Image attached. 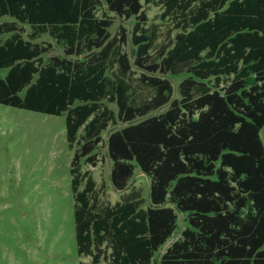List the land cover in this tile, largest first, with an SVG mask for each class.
<instances>
[{
  "label": "trees",
  "instance_id": "obj_1",
  "mask_svg": "<svg viewBox=\"0 0 264 264\" xmlns=\"http://www.w3.org/2000/svg\"><path fill=\"white\" fill-rule=\"evenodd\" d=\"M145 5L163 9L173 39L159 42ZM103 6L134 22L131 55ZM44 36L64 55L46 61ZM169 75H185L179 98ZM0 105L65 116L88 264H155L179 214L188 225L161 264H264V0H0ZM119 121L106 147L124 194L111 205L83 167L98 165ZM138 170L149 201L131 186Z\"/></svg>",
  "mask_w": 264,
  "mask_h": 264
},
{
  "label": "rangeland",
  "instance_id": "obj_2",
  "mask_svg": "<svg viewBox=\"0 0 264 264\" xmlns=\"http://www.w3.org/2000/svg\"><path fill=\"white\" fill-rule=\"evenodd\" d=\"M145 8L151 23L160 25L162 36L159 42L164 44L173 39L177 31L168 32V23L160 18L163 9L155 5H145ZM98 15L114 18L110 29L113 36L119 34L121 27L127 29L130 40L124 49L131 55L134 50L131 42L134 22L119 18L106 6L100 8ZM38 43L53 46L45 56L46 61L64 55L63 48L48 36L42 37ZM133 72L134 80L144 73L136 67ZM166 78L175 88L174 98H179L178 86L185 75ZM107 105L118 112L115 103ZM124 126L120 121L111 124L102 135L104 143L100 145L98 165L83 167V171L92 173L102 201L111 205L120 201L124 193L115 190L110 182L112 162L107 154L106 140L110 132ZM261 137L264 142V128ZM73 156L74 151L68 147L65 116L0 105V264L90 262V258L79 257L77 253L75 201L70 173ZM131 186L140 188L145 198L150 200V180L140 170ZM187 225L186 216L179 214V230L157 253L155 264H161L167 248L181 237Z\"/></svg>",
  "mask_w": 264,
  "mask_h": 264
}]
</instances>
